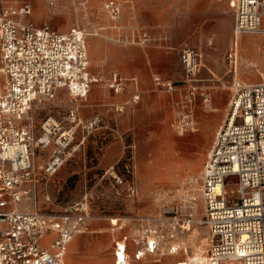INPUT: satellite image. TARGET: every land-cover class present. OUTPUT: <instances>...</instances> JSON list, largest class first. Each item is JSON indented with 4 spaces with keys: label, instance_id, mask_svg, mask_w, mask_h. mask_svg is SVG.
Here are the masks:
<instances>
[{
    "label": "rangeland",
    "instance_id": "rangeland-1",
    "mask_svg": "<svg viewBox=\"0 0 264 264\" xmlns=\"http://www.w3.org/2000/svg\"><path fill=\"white\" fill-rule=\"evenodd\" d=\"M23 1L32 4L38 24L86 31L90 70L97 82L78 104L83 120L97 122L91 132L78 127L75 145L85 138L84 143L51 177L43 168L52 147L35 150L32 177L24 184L30 194L21 207L59 212L86 192L92 197L90 217L70 243L64 264H113L112 240L123 234L132 238L147 222L166 240L176 226L172 244L180 248L166 260L188 256L202 264L210 243L208 227L192 225L187 231L181 225L191 207L198 219L203 215L200 176L230 99L234 74L225 55L233 40L234 17L229 0H118L117 19L105 8L108 0L0 3ZM237 43L236 78L246 84L263 82L264 34H244ZM184 47L203 56L192 104L193 84L180 59ZM114 71L135 78L127 80L119 94L108 87ZM72 106L67 90H61L54 99L34 103L26 121L39 136L47 117L66 124ZM189 110L193 125L181 135L174 123ZM111 167L123 179L120 195L119 184L111 170L107 172ZM130 188L135 196L129 195ZM182 239L186 247L177 243ZM169 242L165 241L166 252ZM156 259L151 256L135 264H158Z\"/></svg>",
    "mask_w": 264,
    "mask_h": 264
},
{
    "label": "built area",
    "instance_id": "built-area-1",
    "mask_svg": "<svg viewBox=\"0 0 264 264\" xmlns=\"http://www.w3.org/2000/svg\"><path fill=\"white\" fill-rule=\"evenodd\" d=\"M229 4L234 17L233 40L225 55L229 72L234 74L230 99L200 176L203 215L198 219L197 212L189 208L181 228L208 227L210 243L202 264H264V82L246 84L236 78L237 37L264 34V0H230ZM105 8L113 19L120 16L118 0H108ZM180 59L193 84L192 104L199 54L184 47ZM126 81L114 71L108 87L119 94ZM96 82L84 29L61 31L48 23L38 24L28 1L0 3V264H62L69 244L90 217L92 197L87 192L59 212L26 210L21 204L30 194L24 184L32 177L35 150L52 147L43 168L45 176L51 177L84 143L85 138L75 145L78 127L91 132L97 119L83 120L78 101L87 97ZM60 90H67L73 103L67 123L47 117L42 134L36 136L24 123L32 105L54 99ZM191 113L174 123L181 135L193 125ZM110 170L120 195L123 179L113 167ZM129 192L134 195L136 190ZM175 229L166 240L155 225L145 223L132 238L125 235L114 241V264H131L148 256H156L161 263L166 253L177 255L180 247L172 244ZM165 241H171L167 252ZM194 263L188 256L175 261Z\"/></svg>",
    "mask_w": 264,
    "mask_h": 264
},
{
    "label": "crops",
    "instance_id": "crops-1",
    "mask_svg": "<svg viewBox=\"0 0 264 264\" xmlns=\"http://www.w3.org/2000/svg\"><path fill=\"white\" fill-rule=\"evenodd\" d=\"M229 2H230V0H229ZM216 7H217V5H216ZM229 7H230V4H229ZM224 11H226V9L224 10ZM230 11H231V8H230ZM222 19H224V16H222L221 17V20ZM232 25H233V23H232ZM219 26V25H218ZM234 26V25H233ZM201 52H202V54H204L203 53V51L202 50H200ZM199 55H201V54H199ZM201 59H203V56L201 55ZM127 80H135V78H133V77H131V78H128L127 77ZM61 91V90H60ZM61 96V95H60ZM229 102V101H228ZM221 126V125H220ZM219 129V128H218ZM125 235H127V234H123V235H121L120 237H116V238H114L113 240H112V243H111V245H110V247H111V253L113 254L114 252H113V245H114V241H116V240H118V239H120V238H122L123 236H125ZM128 236V235H127ZM129 237V236H128ZM69 246H70V244H69ZM69 246H68V249H67V251H66V254H67V252H68V250H69ZM130 250L132 251L133 250V246H132V244L130 243ZM66 254H65V257H66ZM166 256H172V255H169V254H165L163 257H162V261H161V263H158V260L156 259V263H158V264H175V261L177 260V259H179V258H172V259H169V260H166ZM65 257H64V259H65ZM149 257H151V256H148V257H146V258H144V259H142V260H138V261H136V260H133L132 261V263L131 264H135V263H139V262H142V261H144V260H146L147 258H149ZM153 257H156V256H153ZM181 258V257H180ZM112 263L114 264V256H112Z\"/></svg>",
    "mask_w": 264,
    "mask_h": 264
},
{
    "label": "bare ground",
    "instance_id": "bare-ground-1",
    "mask_svg": "<svg viewBox=\"0 0 264 264\" xmlns=\"http://www.w3.org/2000/svg\"><path fill=\"white\" fill-rule=\"evenodd\" d=\"M242 36V35H241ZM239 48V47H238ZM200 56V55H199ZM201 58V57H200ZM238 73V72H237ZM264 82V81H263ZM168 85L169 86H171L172 85V83H168ZM93 86V85H92ZM71 101H72V99H71ZM31 109H33L32 107H31ZM31 119V116H30V113H28V115H27V117H26V120H30ZM25 120V122L24 123H26V125H29L30 123L29 122H27ZM134 196H135V194H134ZM185 229H187V231H190L191 230V227H188V228H185ZM183 241H181V242H177L178 244H180V246H182V247H186V243L184 242V239H182ZM188 249V248H187ZM65 260V259H64ZM62 264H64V261H63V263Z\"/></svg>",
    "mask_w": 264,
    "mask_h": 264
}]
</instances>
